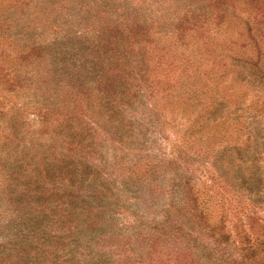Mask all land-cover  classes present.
Instances as JSON below:
<instances>
[{
	"label": "trees",
	"instance_id": "trees-1",
	"mask_svg": "<svg viewBox=\"0 0 264 264\" xmlns=\"http://www.w3.org/2000/svg\"><path fill=\"white\" fill-rule=\"evenodd\" d=\"M211 1L1 0L0 264H102L88 254L86 242L110 239L100 232L112 205L99 181L113 169L123 177L130 154L133 169L149 173L161 168L170 175L169 189L162 188L170 196L162 223L154 224L142 241H171L174 250H155L148 264H198L187 247H176L196 235L200 241H229L221 223L209 226L208 217L198 211L200 191L183 174L177 146L167 153L157 148L167 140L168 116L175 109L189 106L186 122L198 134L209 121L203 118L224 110L225 121L233 118L217 141L232 148L224 149L228 171L236 166L245 172L247 153L236 147L244 138L249 150L254 137L250 119L238 115L242 104L233 106L236 101L222 83L229 72L263 86L264 49L251 35L264 34V6L244 0L247 9L241 10L239 0ZM242 11L249 12L243 46L254 50L243 55L233 49L235 42L227 45L220 22ZM50 34L49 41L43 39ZM10 97H15L11 105ZM137 135L147 145L144 136L155 137L156 164L139 165L144 156ZM189 142L183 139L184 146ZM107 144L113 146L110 152L104 150ZM109 155L114 162L108 167ZM249 175L241 178L242 186ZM215 176L209 172L211 179ZM216 188L217 194L230 195L223 205L235 232L231 241H242L236 232L241 187L222 182ZM180 191L177 203L174 193ZM245 208L250 212L254 204ZM249 212L243 214L247 221ZM195 223L200 228L195 230Z\"/></svg>",
	"mask_w": 264,
	"mask_h": 264
},
{
	"label": "rangeland",
	"instance_id": "rangeland-1",
	"mask_svg": "<svg viewBox=\"0 0 264 264\" xmlns=\"http://www.w3.org/2000/svg\"><path fill=\"white\" fill-rule=\"evenodd\" d=\"M247 2L249 3V0ZM259 2L261 6H264V0H259ZM236 5L241 10L247 9L245 8L244 0L237 1ZM253 12L254 10H252ZM248 15L249 12L244 11L237 12L234 15L229 13L227 17L222 18L220 21L223 29L225 30L226 28L228 33L227 45L230 42H235L232 46L233 49L242 55L243 52L249 54L250 49L254 53L252 46L250 48L243 46L244 43H248V40L245 42V39L249 37L246 36L247 21H245ZM252 32L254 33L253 30ZM256 35L258 37L255 35L251 36L258 38L260 47L264 49V36H262L264 34L259 33ZM51 36V34L46 35L43 39L49 41ZM0 42H2L1 38ZM237 64L240 65L242 63L238 62ZM219 73L218 77L222 75ZM241 79L245 78L242 75H229L228 72L223 80L225 83H222V85L225 86L227 93L231 94V99L236 101L233 106L238 103L242 104L243 109L238 112V115L244 117L245 121L247 117L250 119H247V122L248 127H250V133L252 132L254 136L252 144L249 150L246 149L248 145L245 143V139L242 138L240 142L242 143L241 148L240 144L236 147V149L239 148L240 152L247 153L248 160L245 162L246 166H243L245 172H239L236 166H230L233 168V172L228 171L230 160H226L224 149L232 148L228 146L229 144L225 146L224 143L217 141L221 138L218 133L221 129L227 130V125L231 124L233 118L230 117L229 120L225 121L226 119L223 117L224 110L217 114L216 117L210 114L203 118L204 122L207 118L209 121L204 126L202 133L198 134L193 129H190V123L186 122V119L192 113V111H189V106L175 109L174 114L168 116L171 124L167 126V140L161 142L157 147L162 152L167 153V151L169 152L173 147L177 146V155L180 158L183 174L195 185V189L200 191L197 199L198 211L208 217L209 226L221 223L223 233L229 235V241H200V235H196L193 237L194 241H182L183 244L181 246L175 245L178 249L187 247L191 251L189 258L194 259L198 264H212L217 263L218 260L231 263L234 259L238 261L237 264H248L251 260H253L252 264H264V106H262L264 103V84L262 83V87H257L258 83H249L248 78L240 83ZM248 85L250 87H247ZM220 91H222V88ZM13 98L10 97L9 105H11ZM181 109H184V111ZM215 119L217 121L213 122ZM224 122H226L225 125ZM132 137L135 140L134 135ZM141 137V135L136 136L137 143L141 144L138 148H140L144 156L139 161V165L156 164L157 162L153 155L157 151L156 147L152 146V141H155V137L152 135L144 136V140L149 141L148 145L145 144ZM184 138H189L191 143L189 142L184 146ZM233 143H230V145L233 146ZM106 147L104 149L105 152H110L113 148L110 144H107ZM105 157L109 159L107 162L109 167L114 161L111 155ZM126 159L127 162L124 161V165L127 171H125L123 177L120 175L119 170L115 173V169H113V174H103L101 176L102 182L99 181L104 186L103 195L108 197V203L112 205L108 206L107 212L104 213L100 232L104 233L106 237H110V239L107 241H94L95 244H91L90 241L86 242H89L88 254L97 255V261L100 258L102 264H121L127 258L130 259L129 262L131 263L143 261L148 264L156 257L155 250L163 252V254L168 250H174V244L171 241H142L144 237L152 233L154 224L159 225L162 223L163 211L170 201V196L166 195L162 188L167 187L169 189L167 180L170 175L161 168L156 172L151 170L149 173H145L143 168L141 170L133 169L132 163L129 162L133 159V155L130 154ZM120 167L123 168L121 165ZM214 171L216 176L211 179L209 172L214 173ZM107 172H111L110 168L107 169ZM249 173L252 175L249 181L246 179L248 185L242 186L241 178H248L250 176ZM128 176H130L129 183L127 181ZM123 179L125 180L124 182L122 181ZM222 182L232 185L234 189L241 187L240 191L237 192L239 199L243 203L241 223L236 226V232L239 233L242 241H231L232 237L235 236V232L230 229L227 218L229 212L226 206L223 205L227 196L230 195L227 192L216 193V186L222 184ZM174 195L175 198L177 197V203H181L183 195L181 191L174 193ZM251 203L254 204V208L249 212L245 207H248ZM244 212H249L248 215L251 217V221L246 220L243 215L245 214ZM184 220L188 221L187 218ZM198 228L200 226L195 223V230ZM251 228L257 231V235L256 232L252 233ZM117 249H120L121 252H118ZM241 249L250 251L249 253L241 252ZM242 253L243 256H241ZM250 253H252V258L248 257ZM89 259L90 257L87 256L85 261L88 262Z\"/></svg>",
	"mask_w": 264,
	"mask_h": 264
}]
</instances>
